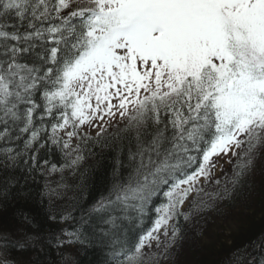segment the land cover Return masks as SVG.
<instances>
[{
	"label": "snow or ice",
	"instance_id": "obj_1",
	"mask_svg": "<svg viewBox=\"0 0 264 264\" xmlns=\"http://www.w3.org/2000/svg\"><path fill=\"white\" fill-rule=\"evenodd\" d=\"M117 118L108 187L55 239L101 244L106 264H159L152 249L176 242L218 161L236 158L235 186L264 150V0H0V205L24 195L17 169L61 173L46 184L54 201L82 145L107 143ZM53 150L59 167L42 155ZM159 194L152 226L129 241L123 222L142 225ZM75 207L47 219L67 223ZM52 237L28 215L0 223V264H22L18 249L42 264ZM253 247L232 264H264V239Z\"/></svg>",
	"mask_w": 264,
	"mask_h": 264
},
{
	"label": "trees",
	"instance_id": "obj_2",
	"mask_svg": "<svg viewBox=\"0 0 264 264\" xmlns=\"http://www.w3.org/2000/svg\"><path fill=\"white\" fill-rule=\"evenodd\" d=\"M124 123L107 129V143L93 141L82 145L85 159L75 172H63L67 186L60 189L61 195L54 201L49 198L46 184L56 187L55 182L61 179V173L44 176L39 172L16 170L20 177L17 187L24 195L10 198L0 205V223L7 228H15L19 226L23 216L28 215L42 226L44 232H52L51 243L45 245L41 253L42 264H106L108 261L109 257L104 259L102 256L104 246L101 244L77 243L64 246L58 245L55 237L62 236L61 227L72 231L77 226L75 220L82 215L80 209L90 208L100 198L101 193L105 192L116 155L113 136ZM42 155H46V158L58 167L64 162L62 154L57 150ZM235 164L236 158L230 171L221 174L223 180L214 190H203L199 197L194 195L193 199L197 200L198 207L186 208L190 214L188 221L183 217L177 220L181 229L179 238L166 254L163 247L161 251L154 253L159 259V264H232L233 253L237 249L256 251L253 246L264 239V150L256 154L252 169L233 186L230 181ZM225 188L229 189V195L224 194ZM163 199L162 194L153 198L142 225L139 221L137 225L123 222L124 234L131 232L129 241L138 238L141 228L146 230L152 226L155 219L153 209L158 207ZM200 201L207 206L199 205ZM53 205L58 212L62 208L75 205L72 213L75 219L67 223L49 221L47 214ZM218 218L231 219L230 228H219L218 232L208 237L207 230L211 229ZM15 257L22 264L36 259L30 253L21 252L19 249L16 250Z\"/></svg>",
	"mask_w": 264,
	"mask_h": 264
},
{
	"label": "rangeland",
	"instance_id": "obj_3",
	"mask_svg": "<svg viewBox=\"0 0 264 264\" xmlns=\"http://www.w3.org/2000/svg\"><path fill=\"white\" fill-rule=\"evenodd\" d=\"M122 122H123V120H120L119 118H117V121L114 122L113 125L111 127H109L108 129H111L114 126H120L122 124ZM86 131H89L92 135H95V129L94 128L93 129H86ZM234 159H235V157H232L230 162L227 158L220 159L218 161V167L212 173V178L207 180V181L200 183L197 187L201 188L205 191H208L211 189L214 190V188L217 187L223 180V177L221 176V174L223 172L227 174V172L230 171ZM217 180L219 181V184L216 183ZM230 221H231V219L228 220V219L218 218L217 222H215L212 225L211 229L207 230V233H209L208 237H211L213 234L218 232L219 228H226V227L230 228L229 227L231 225ZM161 249H162V247H161ZM161 249L157 250V249L153 248L152 252L157 253V252L161 251Z\"/></svg>",
	"mask_w": 264,
	"mask_h": 264
},
{
	"label": "bare ground",
	"instance_id": "obj_4",
	"mask_svg": "<svg viewBox=\"0 0 264 264\" xmlns=\"http://www.w3.org/2000/svg\"><path fill=\"white\" fill-rule=\"evenodd\" d=\"M133 224L134 225H137L138 222L135 221V222H133ZM125 228H127V227L125 226ZM130 234H131V232H126L125 233V235L128 237L129 240L131 239V235ZM102 256H103L104 259L107 258V257H109L108 249L106 247H104V249L102 251Z\"/></svg>",
	"mask_w": 264,
	"mask_h": 264
}]
</instances>
